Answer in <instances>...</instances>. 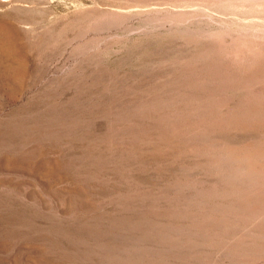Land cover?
<instances>
[{"label": "rangeland", "instance_id": "374dc122", "mask_svg": "<svg viewBox=\"0 0 264 264\" xmlns=\"http://www.w3.org/2000/svg\"><path fill=\"white\" fill-rule=\"evenodd\" d=\"M248 1L0 0V264H264Z\"/></svg>", "mask_w": 264, "mask_h": 264}, {"label": "bare ground", "instance_id": "6f19581e", "mask_svg": "<svg viewBox=\"0 0 264 264\" xmlns=\"http://www.w3.org/2000/svg\"><path fill=\"white\" fill-rule=\"evenodd\" d=\"M249 1L253 2L252 4H254L256 10L260 11L261 13H264V0H249Z\"/></svg>", "mask_w": 264, "mask_h": 264}]
</instances>
